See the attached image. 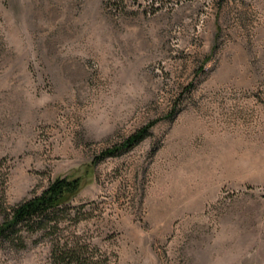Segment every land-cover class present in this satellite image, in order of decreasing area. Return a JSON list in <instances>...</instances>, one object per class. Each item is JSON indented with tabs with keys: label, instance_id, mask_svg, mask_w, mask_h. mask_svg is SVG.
Here are the masks:
<instances>
[{
	"label": "rangeland",
	"instance_id": "374dc122",
	"mask_svg": "<svg viewBox=\"0 0 264 264\" xmlns=\"http://www.w3.org/2000/svg\"><path fill=\"white\" fill-rule=\"evenodd\" d=\"M58 176L0 264H264V0H0V223Z\"/></svg>",
	"mask_w": 264,
	"mask_h": 264
},
{
	"label": "trees",
	"instance_id": "16d2710c",
	"mask_svg": "<svg viewBox=\"0 0 264 264\" xmlns=\"http://www.w3.org/2000/svg\"><path fill=\"white\" fill-rule=\"evenodd\" d=\"M148 131L149 126L142 127L121 145L104 150L99 157L114 156L120 150L131 149L148 135ZM82 185L81 177L58 176L42 193L15 205L4 206L2 208L3 220L0 223V249L8 239L19 235L24 224L44 217L54 209L69 203L81 190ZM3 192L2 190V196Z\"/></svg>",
	"mask_w": 264,
	"mask_h": 264
}]
</instances>
